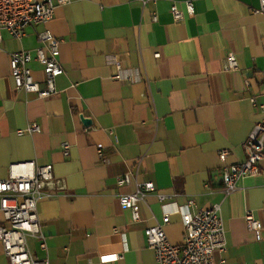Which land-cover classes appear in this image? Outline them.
Listing matches in <instances>:
<instances>
[{"label":"crops","instance_id":"1","mask_svg":"<svg viewBox=\"0 0 264 264\" xmlns=\"http://www.w3.org/2000/svg\"><path fill=\"white\" fill-rule=\"evenodd\" d=\"M172 5L183 19L173 18ZM258 6V0H70L20 39L3 31L0 179L10 164L34 161L51 164L62 184L38 203L46 248L28 236L33 257L49 264H156L148 226L169 212L165 233L180 244L184 206L193 214L219 204L227 245L214 253L215 264H264V164L233 193L222 190L223 171L245 159L243 143L264 119V15L254 12ZM45 28L60 40L64 73L56 79L57 93L40 98L14 89L9 54H34ZM228 53L237 69H224ZM28 67L43 80L38 61ZM31 123L40 131L18 134ZM222 149L228 151L223 160ZM146 182L155 191L138 203L134 221L119 196ZM156 193L172 198L161 203ZM247 211L261 223L260 239L246 226ZM8 225L0 210V226ZM116 253L121 258H102ZM0 264H9L1 243Z\"/></svg>","mask_w":264,"mask_h":264},{"label":"built area","instance_id":"2","mask_svg":"<svg viewBox=\"0 0 264 264\" xmlns=\"http://www.w3.org/2000/svg\"><path fill=\"white\" fill-rule=\"evenodd\" d=\"M70 0H0V41L3 31L20 39L25 35L28 26L46 24L54 18L58 5L69 3ZM148 0H141L145 5ZM259 6L255 13L264 15V0H258ZM187 12H194L192 2L186 3ZM173 18L181 20L184 14L171 6ZM40 46L33 54L29 50H18L9 54L10 75L14 89L26 93H36L40 98H49L57 93L56 79L64 73L60 63V40L49 29L37 33ZM38 61L42 65L43 80L37 81L32 75L28 64ZM238 68V62L233 53L225 57V70ZM120 78V75H116ZM249 84V80L246 79ZM254 99L252 98V101ZM40 126L36 123L19 129L18 134L39 132ZM245 159L227 167L222 173V190L226 195L236 191L237 182L247 176L257 174L264 164V119L256 122L243 143ZM70 145L62 144L64 156L69 155ZM101 157V151L98 152ZM226 149L219 152L220 159H225ZM128 176L119 178V183L128 181ZM60 179L53 173L51 164L36 165L34 161L17 162L9 165L8 176L0 179V210L8 226H0V243L9 264H49L47 259L33 257L28 249L27 237L37 236L42 239V249L46 248L37 206L41 199L54 195V191L61 188ZM151 182L140 184L133 193L119 196V203L123 209L131 211L132 219L140 218L138 203L145 196L154 192ZM161 203H166L172 197L164 193H156ZM184 206L181 219L184 227L183 241L172 244L165 233V226L170 222V213L164 212L162 221L155 222L145 229L148 247L154 251L156 264H215L214 253L225 252L227 240L226 229L221 217V207L214 204L210 208L190 213ZM245 223L249 230L256 233L260 239V221L251 211L245 214ZM103 260L111 261L121 258L119 254L102 256ZM224 263V260L221 261Z\"/></svg>","mask_w":264,"mask_h":264},{"label":"water","instance_id":"3","mask_svg":"<svg viewBox=\"0 0 264 264\" xmlns=\"http://www.w3.org/2000/svg\"><path fill=\"white\" fill-rule=\"evenodd\" d=\"M83 121H84V123H86V124H88L90 121H89V119H84L83 118Z\"/></svg>","mask_w":264,"mask_h":264}]
</instances>
